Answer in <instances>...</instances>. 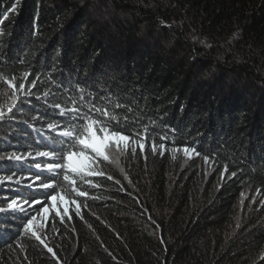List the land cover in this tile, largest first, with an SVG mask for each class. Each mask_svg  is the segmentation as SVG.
I'll list each match as a JSON object with an SVG mask.
<instances>
[{
    "label": "trees",
    "instance_id": "16d2710c",
    "mask_svg": "<svg viewBox=\"0 0 264 264\" xmlns=\"http://www.w3.org/2000/svg\"><path fill=\"white\" fill-rule=\"evenodd\" d=\"M25 71L28 81L40 76L37 95L57 93L49 101L63 104L78 88L110 97L155 122V133L196 147L195 159L210 157L209 179L150 151L130 164L129 179L116 169L111 181L93 178L101 187L72 195L83 219H54L59 264H264V0H0V73L27 90ZM61 82L68 87L57 92ZM30 100L0 122V153L46 150L33 129L49 135L48 122L63 123ZM35 171L0 162V175ZM8 183L0 207L43 199ZM245 191L258 203L240 213ZM25 222L19 211L0 213V264H57Z\"/></svg>",
    "mask_w": 264,
    "mask_h": 264
},
{
    "label": "snow or ice",
    "instance_id": "6c2138e0",
    "mask_svg": "<svg viewBox=\"0 0 264 264\" xmlns=\"http://www.w3.org/2000/svg\"><path fill=\"white\" fill-rule=\"evenodd\" d=\"M3 18L7 19L6 16ZM32 75V72L25 71L19 78L31 85L26 90L24 82L16 83L18 79L16 75L6 76L0 73V83L6 88L3 92L5 101L0 104V122L6 118L14 119L16 113H22L25 107L30 105V98H34L36 101L43 100L44 104L51 108L63 123L60 121L48 122L46 130L49 135H45L42 129H33L41 137V141L45 142L46 150L13 151L0 154V162H13L22 167L36 170L29 176H17L16 172L11 175H0V186L9 182V188L14 183L23 185L29 190H43V199L32 195L25 198L23 203L12 199L7 203V208L0 207V213L9 210L23 213L26 219L22 225L23 231L30 233L47 249L48 253L52 254L53 258L57 259V264H59L55 251L45 243L46 237L42 238L41 233L48 228L50 213L53 211L55 216L59 217L60 223H64L65 216L71 220L69 205H74L75 214L83 219L81 203L69 196V189L75 197L87 198L88 191L78 188L77 183L86 184L88 188L95 189L101 187V184L94 182L93 178L113 180V176L106 170L107 166L118 164L120 157L126 156L128 153L136 156L139 152L145 161H147L148 151L153 156L159 155L160 157H164L168 153L173 160L177 159L181 153L188 159L193 156L200 157L201 153L194 146L177 145L175 140L166 133H155V122L148 125L144 124L138 116L133 118L128 115L134 111L130 106L118 100L114 101L110 97H92V94L88 93V97H92L88 99L85 96V89L78 88L76 90L78 97L68 96L63 104L59 99L49 101V96H56L57 93L50 90L44 92L43 95H37L32 89L36 86L37 81H40V76L36 74L31 81H28V77ZM50 79L53 78L50 77ZM67 87L63 82L56 84L57 92ZM33 119H38V117L33 116ZM23 123L27 124L28 122L23 121ZM52 133L54 135H51ZM202 159L206 164L210 163V157L203 156ZM227 171V165H224V172ZM224 172L221 173L222 180ZM236 175V172H232L228 179ZM14 177H16L15 180ZM61 177L63 183H61ZM125 179H127L126 175ZM26 180L29 182L25 184ZM115 183L119 184L120 181L117 180ZM120 190L123 191V188L121 187ZM241 197V204H243L244 193H241ZM92 198L95 199V197ZM4 199L7 200V197ZM261 203L264 204V201ZM24 205H28V208H25ZM61 207L63 212H61ZM84 207L87 205L84 204ZM32 208H35L34 215L29 213V209ZM51 227L54 231H59L55 227L54 218ZM237 227H239V223H237Z\"/></svg>",
    "mask_w": 264,
    "mask_h": 264
},
{
    "label": "rangeland",
    "instance_id": "374dc122",
    "mask_svg": "<svg viewBox=\"0 0 264 264\" xmlns=\"http://www.w3.org/2000/svg\"><path fill=\"white\" fill-rule=\"evenodd\" d=\"M5 90H6L5 87H2V88L0 87V104H3L4 101H5V97L3 96V92ZM0 154H3V152L0 153ZM140 159L144 162V158H143V156H141L139 154V152L137 153L136 156H132L130 153H128L126 156L120 157L118 164H115V165L110 164V165H108L106 170L108 171L110 169H116L124 177L126 175L127 176V179H129V174L127 173L128 167L130 166V164L132 162H136V163L142 162ZM126 160L128 161L127 167H126V164H125ZM169 160H170L171 163H174V164L180 166L181 169L184 166H186V165L194 164V165L197 166L198 171L202 170V172H204V174L203 173H201V174L204 175L206 177V179H209L210 178L209 177V171H211L210 170L211 169L210 165L208 163L206 164L202 160L195 159L194 156L191 159H188V158H185L182 155V153H181V154H179L177 156V159L173 160L170 157ZM121 169H123V171H121ZM76 186L78 188H80L81 190H85V187H86L85 184H80L79 182L77 183ZM243 193H244V197L245 198H243V204H241L242 197L240 199V202H239L240 213H242L243 211H246L247 212L251 208H254L257 205V203H258V198H257V195L256 194L251 193V192H248V191H245ZM72 195H74V193H71V191H70L69 196L71 198H72ZM253 198H255V201H253ZM17 201L19 203H23V201H21V200H17ZM6 207H7V204H6ZM24 207H25V205H24ZM73 211H75V206L74 205H69V215H71V213ZM61 212H63V208L62 207H61ZM66 217L67 216H65V218ZM52 218L58 219L60 221L59 217H56L55 216V212L54 211L51 212L50 213V219H49V226H48V228L44 232L41 233V235H42V238L43 237H46L45 243H47L48 246L51 247V248H53V250H54L55 247H56V244L54 242V236H53V232H52V227L50 225V224H52V221H53Z\"/></svg>",
    "mask_w": 264,
    "mask_h": 264
}]
</instances>
